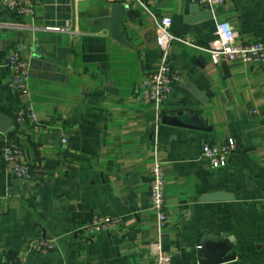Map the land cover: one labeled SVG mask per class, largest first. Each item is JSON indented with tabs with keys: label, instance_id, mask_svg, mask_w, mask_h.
<instances>
[{
	"label": "crops",
	"instance_id": "1",
	"mask_svg": "<svg viewBox=\"0 0 264 264\" xmlns=\"http://www.w3.org/2000/svg\"><path fill=\"white\" fill-rule=\"evenodd\" d=\"M190 3H132L122 12L123 41L112 36L108 0H35L22 16L0 3V112L14 117L29 100L37 115L0 132V264L24 257L28 264H153L158 240L172 264H198L207 236L236 252L221 264H264V64H215L205 49L223 20L238 40L264 41V0H230L196 23L185 21ZM166 15L179 37L168 45V59L183 80L156 108L141 99L139 85L162 56L156 27ZM12 49L30 60V96L7 85ZM180 112L187 124L210 130L162 123L164 114ZM231 137L237 148L228 164L211 167L202 145ZM5 139L24 150L30 182L7 174ZM156 158L166 169L168 224L161 233L149 200ZM216 190L235 198L199 201ZM97 215L123 222L112 232L84 233ZM38 243L47 248L31 252Z\"/></svg>",
	"mask_w": 264,
	"mask_h": 264
},
{
	"label": "built area",
	"instance_id": "2",
	"mask_svg": "<svg viewBox=\"0 0 264 264\" xmlns=\"http://www.w3.org/2000/svg\"><path fill=\"white\" fill-rule=\"evenodd\" d=\"M197 2L201 7L209 11L216 6L226 4L230 0H186ZM109 3H121L131 5L140 0H108ZM5 7L12 9L17 15L22 16L31 13L36 4L35 0H0ZM173 19L171 16H163L158 19L156 33L157 43L163 49L158 65L146 73L139 85L141 99L156 108H160L168 100L174 86L182 82L183 77L169 62L168 45L179 39L171 30ZM48 30L58 31V26L46 27ZM211 60L215 63L231 65L237 60L248 63L264 64V41L253 40L243 42L238 40V33L229 21H219L215 27V36L205 47ZM9 75L8 87L15 93L30 96V60L26 54L12 49L7 58ZM253 114L259 115L258 111ZM264 116V111L262 112ZM13 128H20L25 123L36 120V111L28 100L14 115ZM65 141V139H64ZM3 161L7 174L19 181L28 183L33 179V167L26 159L22 147L14 140L5 139L2 144ZM237 148L234 137L228 138L224 143H204L202 145V157L213 168H221L228 164L231 154ZM166 169L164 163L156 158L151 168V180L149 200L156 216L158 231L168 224V206L166 202ZM264 204V193L259 199ZM122 218L113 215H97L87 221L83 226L84 233L97 235L118 230L122 225ZM52 245H50L51 247ZM47 248L42 243L34 244L30 251H44ZM153 264H172L173 255L167 251L160 240L151 244ZM17 264H28L27 258L20 259Z\"/></svg>",
	"mask_w": 264,
	"mask_h": 264
},
{
	"label": "water",
	"instance_id": "3",
	"mask_svg": "<svg viewBox=\"0 0 264 264\" xmlns=\"http://www.w3.org/2000/svg\"><path fill=\"white\" fill-rule=\"evenodd\" d=\"M75 0H72L74 5ZM112 36L120 41H123L120 33V21L122 18V12L125 9H129V5L121 3H113L112 6ZM202 7L197 2H192L189 5L188 13L185 15V21L188 23H196L212 17V12L201 11ZM74 28V15H73V27ZM186 87L199 99L205 100V96L190 82L186 83ZM180 113H169L162 116V123L172 126H183L194 129H200L203 131L210 130V127L189 125L179 118ZM14 126V118L12 115H8L0 112V132L6 133ZM234 194L224 191L216 190L213 192L205 193L198 199L201 202L232 200ZM134 210V208H132ZM216 236H207L203 239V242L196 250L198 264H221L235 260L237 254L235 251H231L232 245L225 241H217Z\"/></svg>",
	"mask_w": 264,
	"mask_h": 264
}]
</instances>
